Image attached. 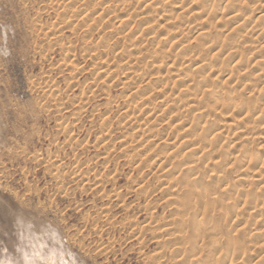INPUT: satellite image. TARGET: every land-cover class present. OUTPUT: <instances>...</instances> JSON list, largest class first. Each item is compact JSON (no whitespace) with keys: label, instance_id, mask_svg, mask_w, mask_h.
Wrapping results in <instances>:
<instances>
[{"label":"rangeland","instance_id":"1","mask_svg":"<svg viewBox=\"0 0 264 264\" xmlns=\"http://www.w3.org/2000/svg\"><path fill=\"white\" fill-rule=\"evenodd\" d=\"M145 1L150 3L147 7L139 0H0V264H23L19 249L41 251L53 261L58 260L59 253L72 264H182L180 258L183 264H191L194 256L212 255L207 245L201 249L197 244L198 250L189 234L184 242L174 235H164L168 230L165 227L175 220L170 228L173 234L181 232L179 227L186 230L188 222L184 219L188 215L178 213L176 209H182L175 204L165 205L173 188L164 186H174L182 178V170L164 173L159 163L169 156L165 147L171 146L177 155L186 152L188 144L182 142L187 136L177 128L193 119V113L185 108L178 110L170 99L196 78L203 81L202 85L220 88L248 83L256 98L253 100L264 108V96L259 94L264 78L258 79L264 72V40L256 28L247 35L249 26L262 23L264 7L256 5L259 0H238L244 16L252 22L242 26L240 32L230 33L246 37L234 55L232 49L219 51L230 36L226 34L238 26L227 20L230 4L227 0L197 1L203 14L214 2L220 6V21L213 15L209 22L213 36L219 38L217 48L215 45L197 56V62L208 59L214 64L216 74L225 70L219 81H214L208 72L200 73L204 69L200 71L196 65L186 68L182 60H177L171 67L173 61L164 60L174 52L165 41L170 32L177 31L174 36H182L188 44L205 42L197 32L199 15L186 3L172 9L164 4L166 0ZM68 2L69 11L73 10L71 19L69 14L57 12ZM109 3L115 7L108 10ZM86 12L89 17L84 20ZM128 14L131 17L125 20ZM88 25H95L96 33H86ZM128 38L139 43L136 48H129ZM101 41L105 46L100 47V55L92 56L91 50ZM138 50L150 51L134 64L130 61ZM217 51L222 53L215 54ZM101 57L109 65L108 77L99 73L96 62H101ZM73 67L81 70L69 71ZM180 72L188 75L187 80L175 78L174 74ZM228 72L233 77L226 80ZM51 85H56L58 93L45 95L44 88ZM164 85L166 94H171L167 102L161 100ZM139 87L148 92L144 96L147 101L128 98ZM82 99H86L85 108L77 110ZM221 99L226 98L221 95L217 104L211 102L206 108L224 115L226 111L219 107ZM128 106L130 109H126ZM149 109L152 112L145 114ZM125 110L132 113L131 120L124 117ZM75 111L79 114L74 116ZM233 115L239 116L237 112ZM140 123H147L148 128L138 131ZM251 124L256 129L237 137V147L257 150L260 146L263 139H252L262 132L260 122L251 119ZM177 132L182 133L179 147L174 139ZM227 133L225 144L235 138L232 130ZM206 163V159L199 163L203 172L210 168H205ZM236 166L238 173H243L240 165ZM252 171L248 169L250 176L233 185L249 186ZM256 184L253 188H258ZM253 213L242 223L249 230L256 227L257 216L264 224V212ZM149 222L155 226H146ZM223 224L232 232L238 226L230 220ZM257 240L248 237L243 243L248 253L244 264H264V239ZM180 247H186L191 255L178 257ZM63 259L58 264H63Z\"/></svg>","mask_w":264,"mask_h":264},{"label":"bare ground","instance_id":"2","mask_svg":"<svg viewBox=\"0 0 264 264\" xmlns=\"http://www.w3.org/2000/svg\"><path fill=\"white\" fill-rule=\"evenodd\" d=\"M139 1H144L146 7L150 4L148 1L145 0H139ZM197 1L199 0H166L164 2V4L170 6L172 9H175L176 7H180L183 3H186L187 6L189 5L191 10L197 15H199L198 18L200 19V24H199V28H197L198 29L197 32L199 36L205 40L204 43L196 42L195 44H191V43L188 44L189 43L187 42L188 40L182 41V36L179 35L174 36L175 35L174 33L177 31L173 33L170 32L171 34L169 33L165 37V41L169 43L168 44L169 47L167 48H169L174 52L170 53L171 55H167L164 60H167L169 58L168 60L173 61V63L170 64L171 67L177 64V60H182L181 64L184 65V67L186 68L187 66L191 67V65H196V67L200 71L204 69L203 70L204 72H200V73H204L205 75V73L208 72L211 77H214L213 78L214 81H219V77H222L221 74L223 73V71L225 72V70L223 71L221 70L222 73H220V71L218 70L217 72L218 74H216L214 69L215 67L214 64L211 63L209 64L208 59L205 62H202L200 60H198L197 62L198 59L197 56L198 54L200 55L201 53H205L206 51H209L211 47L213 48V46L215 48V45L217 48L218 45L217 43L219 42V41L217 42V40L219 38L213 36L212 33L213 30L209 22L213 18V15H215V18L218 22L220 21V19L222 18L219 16L220 6L219 4L217 5L214 2L213 6L209 8L208 12L203 14L202 8L199 7V5L196 6ZM201 1H207V0H201ZM70 2H68L69 4H65L66 7L61 8L62 6H60L57 9L58 15H62L61 13H66L69 14L68 17L70 19L71 17L74 18L72 13L73 10L69 11L70 8L69 5L71 6ZM238 2H239L238 0H227V3L230 4L229 7L231 8L230 12H228L227 20L237 22L238 26L235 25L233 28L230 29V32L226 35H229L231 32H234L236 30L240 32L242 26H244L245 24L247 25V22L249 23L252 22L250 18L247 19V17L244 16L243 14L244 10H242L244 7L239 8L238 6V4H241L242 2L241 3ZM256 5L258 6L261 5L260 7L263 8L264 0H262L261 2L259 0L258 3H256ZM106 7H108L109 10L115 7V4L109 3L107 4ZM68 11L70 13H67ZM164 14H166V12L163 13V17H165ZM88 17H89V13L87 12L84 13L82 16L84 20L87 19ZM130 17L131 15L128 14L125 20H128ZM261 19H262L261 24L259 23L257 25L250 24L251 26H249V28L247 27L248 28L247 35L251 30H254L256 28L257 35H259V37H263L264 40V9L262 10L261 13L260 20ZM164 20L166 21V18H164ZM150 26L151 25L147 26L145 29H147ZM93 27L89 26L88 28H86L85 32L88 33L89 35H93L94 32L96 33L95 30L97 29V28L94 29ZM245 38H246L245 36L235 37L232 34H230L228 40L220 47L219 51L223 49L224 50L232 49L231 53L237 55L239 52V48L241 49L242 47L241 45L244 42ZM214 39H216L215 42ZM127 40L129 41V45H128L129 48L134 49L136 48V45L139 44L136 41H133L132 38H128ZM235 41H237L238 44H236ZM101 43L95 44L93 47L94 49L91 50V52L89 51L92 56H95L97 54L100 55L99 53H101V51L99 49L104 45L102 41ZM262 47L264 48V41L262 42ZM191 50L194 51L193 54H189L191 53L189 52ZM149 51L150 50L144 52V50H138L137 54L132 58L133 60L130 62L134 63L135 61L142 60V58L145 57V55L149 53ZM219 51L215 52V54L222 53V52L218 53ZM101 58H102L101 62H96V64L97 65L99 64L100 66L99 73H106L107 74L106 77H108L109 65L107 64V60H103V57ZM184 60L185 62H183ZM74 69H76V71L78 72L81 70V68L79 67L78 68L73 67L69 71H74ZM174 76L175 78H178L177 79L178 81H185V79L187 80L188 77V75L186 73L183 74V72L175 73ZM232 77H233L232 72H230L229 74H227L226 80L231 79ZM261 78H264V72L263 74L260 75L258 79ZM201 81H198L196 78H192L191 82L184 85L183 86L184 88L182 90H179V94H177L174 98L170 99L171 103H173L174 105L176 104L178 105L177 106L178 110L181 108H185L186 112L193 113V119L190 122V124H187L184 127L178 126L177 128V130H179V128H181V130L183 129L182 133H185V135L187 136V137H183V139H185L184 140L185 142L184 141L182 142L188 144L186 152L177 155L176 154L177 152L173 148H171V146L165 147L164 148L166 150L165 154L169 156L166 157L165 160L159 163V165L163 167L162 169L164 173L176 172L178 168L182 170V172H180L182 178L177 180L174 186L171 187L169 183H167V185L164 186L165 188H169V187L173 188L171 194H169L168 197L166 196L167 203L165 205L171 206L175 204L176 207L179 206L182 209L180 210L179 208L176 209L174 207L176 210H178V213L184 212L186 213L184 215L186 216L188 215V218L182 215L183 218L185 217L184 220L188 222V224L185 223L187 227L183 224L184 223L183 220L179 221V222H183L182 223L183 225L182 224L181 225L183 227H186V230H184V228L182 227H179L182 229L181 232H179L180 234L178 233L177 235L176 232L173 234L171 232L172 229L170 228L174 223L176 224V220L174 219L175 221L168 223V225L166 224L167 227H165V229L170 230V232H167L168 231L167 230L164 235L166 236L167 234L170 237L171 235H174L177 237V239L184 242L185 238H187V234H189L194 240V246L196 244L197 247L198 244L201 249H203L202 247L203 246L205 247V245L208 246V249L212 253V255L210 256L199 255L196 252L199 256H194L190 260L191 264H244V257H245L244 255L247 251V250L245 251V248L243 250L244 247L243 243H246L245 240L248 241V237L259 238V241L260 238L261 240L264 239V224L261 223L262 222L261 219H260L261 222L260 220H258L259 216H257L258 218L256 217L255 219L254 225H256V227H254L252 224L253 228L249 230L248 226H245V224L242 225V223L247 221V216L250 213L254 212L253 214H258L260 212V214H262L261 212H264L262 210L263 208L259 207L262 206L261 203L264 204V179L261 180L264 176L263 175L264 174V135H263L264 108L260 107L257 104V102L253 100L256 98H253L254 97V93L252 90L253 88L250 87L252 85L248 83L247 84L243 83L242 85H224L223 87L220 88L221 85L220 86L208 85V84L202 85L203 81L202 82ZM237 83L239 82H236V84ZM166 86L167 85H164V87ZM47 88H44L43 90V93L45 95H51V94L56 95V93H58L56 92L58 91L56 85H51L48 86ZM166 89L167 87L161 92L162 93L161 100H165L167 102L168 99L171 97L170 96L171 94L169 93L166 94L167 92ZM144 91L145 90H143L142 87L135 88L133 92L128 96V98H131L133 100L135 99V97H138L141 100L147 101L148 97H144V96L148 94V92H144ZM236 91H239V93H236ZM224 92L226 93V96L223 95ZM199 94H201V98H198ZM259 94L264 96V87L260 90ZM221 95L224 98H226V99H221L219 101V107L222 108V110L226 111L224 115L218 114L219 112H215L212 109L206 108V106H209L211 102L217 104V100L221 98ZM185 99H188V101L184 104L181 103L182 101H185ZM85 100L86 99L84 100L82 99V101L79 102V106L77 110H82L83 108H85ZM256 106L260 107L259 109L261 108L262 109L259 110ZM126 109H130V106H128V108ZM149 111L152 112V110L149 109L146 111L145 114H148ZM235 112H237L239 116L233 115L235 114ZM77 114H79V112L75 111L73 112L72 115L75 116ZM126 115L128 118L132 117V113L129 110H125L124 112L125 118ZM218 115H221V117L218 118ZM251 119H255L256 121H259L261 125L260 129H262L261 130L262 132H259L255 134L254 137H252V139H256V140L263 139L261 143L258 144L260 146H258L257 150L255 148H253L254 149L253 150L251 149V147L249 148L243 146L237 147L236 145V140L238 139L237 137H242V134L244 135L246 131L253 132L256 129V127L251 126L252 125ZM142 123L138 125V131H142L144 128L145 129L148 128L147 123L145 124ZM63 125L64 123L62 122L61 126ZM231 130H232V134L234 135L233 137L235 138H233L228 144H225L224 139L227 138V134H228L227 132H231ZM182 133L177 132L174 137L175 141L176 142L178 141L179 143L178 147L179 145H182V143L180 142L181 140L179 141V139L182 138L179 137L182 135ZM249 140L251 139L249 138ZM174 142H172L171 144H173ZM105 155L106 154H104V156ZM104 158H105L104 161L107 162L108 158L106 156ZM202 159L207 160L205 168L210 167L208 171L203 172L202 170L199 169V163L202 161ZM236 164L240 165V169H242L243 173H238L239 167H237ZM250 168H252L253 171L251 172L252 181L250 182L249 186H242V187H236V185L234 186L233 183L243 181L245 180V178H248L250 176L248 172V169ZM233 174L235 175L232 176ZM255 184L259 185L258 188L257 187L253 188V185ZM151 203H149V205ZM157 203L159 202L157 201ZM186 210L190 212L188 213ZM229 220L231 222L238 223L237 229L235 227L236 230H233V232L227 229L226 226L227 223L225 225L223 224V221L227 222ZM152 222H149L146 226H149L150 224L152 225ZM248 224L251 225L249 220H248ZM179 228H177V231H179ZM147 230H149V228ZM174 231H176V228ZM214 236H216V238H214ZM171 239L172 238H169V240ZM169 240L167 241V244L168 242H170ZM191 246H193V243ZM185 248L183 247L177 248V252L174 248L173 249L178 254V257L183 256L184 258V255L189 251V250L187 251ZM246 256H248V253H246ZM173 257L175 259L174 255L172 256V258ZM180 259H181V263L183 264L182 258Z\"/></svg>","mask_w":264,"mask_h":264},{"label":"clouds","instance_id":"3","mask_svg":"<svg viewBox=\"0 0 264 264\" xmlns=\"http://www.w3.org/2000/svg\"><path fill=\"white\" fill-rule=\"evenodd\" d=\"M19 252H21L23 257V264H58V261L60 259H63V257L57 253L58 260L53 261L46 258V255L38 250H25V249H19ZM63 256H67V253H64ZM12 264H14V261H12ZM63 264H72L70 260L63 259ZM76 264H79V261L76 262Z\"/></svg>","mask_w":264,"mask_h":264}]
</instances>
